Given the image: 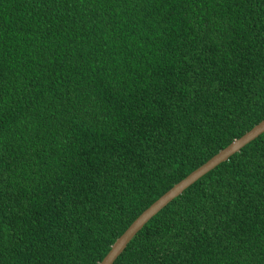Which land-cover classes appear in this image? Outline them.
I'll return each mask as SVG.
<instances>
[{
  "label": "trees",
  "instance_id": "16d2710c",
  "mask_svg": "<svg viewBox=\"0 0 264 264\" xmlns=\"http://www.w3.org/2000/svg\"><path fill=\"white\" fill-rule=\"evenodd\" d=\"M264 120V0H0V264H99ZM113 264H264V133Z\"/></svg>",
  "mask_w": 264,
  "mask_h": 264
},
{
  "label": "water",
  "instance_id": "95a60500",
  "mask_svg": "<svg viewBox=\"0 0 264 264\" xmlns=\"http://www.w3.org/2000/svg\"><path fill=\"white\" fill-rule=\"evenodd\" d=\"M264 133V120L254 126L249 132L245 133L239 139L234 140L227 147L219 151L210 160L190 173L186 178L174 185L150 207L143 211L126 231L113 243L110 250L99 264H113L115 260L123 253L130 241L136 234L163 208H165L175 198L180 196L186 189L192 186L200 178L215 169L220 164L227 162L229 158L237 154L246 145L253 142Z\"/></svg>",
  "mask_w": 264,
  "mask_h": 264
}]
</instances>
